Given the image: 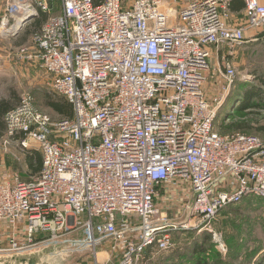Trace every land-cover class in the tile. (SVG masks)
<instances>
[{"label":"built area","instance_id":"obj_1","mask_svg":"<svg viewBox=\"0 0 264 264\" xmlns=\"http://www.w3.org/2000/svg\"><path fill=\"white\" fill-rule=\"evenodd\" d=\"M234 1H7L2 34L48 14L30 56L73 115L56 119L31 95L6 113L9 136L35 143L43 165L30 179H0V237L9 233L0 249L85 230L95 264H150L178 231L215 233L223 209L264 199V139L216 127L237 76L233 56L247 29H264V0H242L238 24ZM225 46L224 94L210 100L206 72Z\"/></svg>","mask_w":264,"mask_h":264},{"label":"rangeland","instance_id":"obj_2","mask_svg":"<svg viewBox=\"0 0 264 264\" xmlns=\"http://www.w3.org/2000/svg\"><path fill=\"white\" fill-rule=\"evenodd\" d=\"M7 1L0 0V100L14 102L13 109L24 96L31 95L37 107L54 118L69 117L55 111L47 102L49 94H56L47 71L30 56L34 52L32 35L35 32L31 24L17 29L18 32L15 29L12 33L2 34L1 20ZM57 12L52 11L54 14ZM235 19L244 21L240 15ZM213 51L215 59L206 72L204 84L205 94L210 100L219 93L221 96L224 94L225 62L229 61L224 56L228 53L226 46L215 47ZM231 62L237 76L218 110L216 127L223 134L244 132L257 134L264 139V84L260 80L264 78V49L261 41L255 36H246L244 45L237 50ZM28 150L38 149L35 143L29 148L23 147L20 140L9 136L5 128L0 136V179L12 180L18 175L24 180L35 175L27 161ZM169 207L163 210L174 218L176 209ZM212 226L215 233H198L194 229L178 231L170 248L158 253L155 259L166 258L170 264H264V199L248 198L223 209ZM71 236L70 243H67L71 251V264H95L94 249L86 231L80 230ZM0 244L8 245L7 242ZM108 247L109 244H106L99 249L100 260L107 256L105 250ZM113 262L114 257L108 264Z\"/></svg>","mask_w":264,"mask_h":264},{"label":"water","instance_id":"obj_3","mask_svg":"<svg viewBox=\"0 0 264 264\" xmlns=\"http://www.w3.org/2000/svg\"><path fill=\"white\" fill-rule=\"evenodd\" d=\"M32 16L24 17L18 30ZM18 30L15 32H18ZM71 235L53 239L26 249L15 251L0 250V264H71V251L67 248V243H70L68 241L72 238Z\"/></svg>","mask_w":264,"mask_h":264},{"label":"trees","instance_id":"obj_4","mask_svg":"<svg viewBox=\"0 0 264 264\" xmlns=\"http://www.w3.org/2000/svg\"><path fill=\"white\" fill-rule=\"evenodd\" d=\"M241 1V0H235L232 6V10L235 8V2ZM48 18V14L45 12H40V15L34 19L31 22V27H33L36 30H39ZM261 82L264 84V78L260 79ZM54 96H57L54 95ZM50 94L48 97V104L57 112H59L62 115L72 116L73 115V107L72 104L63 96H57L54 97ZM14 97H16L14 95ZM17 100V99H15ZM14 103V102H13ZM13 103H11L9 100H0V136L3 134L5 130V115L6 113L12 108ZM27 161L29 164V167L32 169L34 173H38L43 165V159L42 155L38 150H28L27 151ZM156 264H170L168 259H160L157 260Z\"/></svg>","mask_w":264,"mask_h":264},{"label":"crops","instance_id":"obj_5","mask_svg":"<svg viewBox=\"0 0 264 264\" xmlns=\"http://www.w3.org/2000/svg\"><path fill=\"white\" fill-rule=\"evenodd\" d=\"M232 12H233V14H232V18L230 20V22L232 24H238V23L244 22V21H241V19L240 20L239 19H235V16H239V15L244 17V2L242 0L235 2V8L232 10ZM244 19H245V17H244ZM263 35H264V29H247V31H246V36H252V37L255 36V39H259L261 41V43H262ZM226 55L227 54H224V56H226ZM214 59H215V52H214V56H213V62H214ZM166 198H167V196L165 197V200H166ZM3 228L6 229L7 225L1 223L0 224V229H3ZM8 234H9L8 231H1L0 243L7 242ZM155 257L153 258V260H156ZM157 260L155 261L154 264H156Z\"/></svg>","mask_w":264,"mask_h":264},{"label":"bare ground","instance_id":"obj_6","mask_svg":"<svg viewBox=\"0 0 264 264\" xmlns=\"http://www.w3.org/2000/svg\"><path fill=\"white\" fill-rule=\"evenodd\" d=\"M21 20V19H20ZM20 20L18 22H20Z\"/></svg>","mask_w":264,"mask_h":264}]
</instances>
